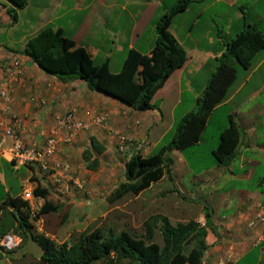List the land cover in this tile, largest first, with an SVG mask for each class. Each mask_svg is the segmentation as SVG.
<instances>
[{
  "label": "crops",
  "instance_id": "crops-1",
  "mask_svg": "<svg viewBox=\"0 0 264 264\" xmlns=\"http://www.w3.org/2000/svg\"><path fill=\"white\" fill-rule=\"evenodd\" d=\"M177 1L28 0L18 11V22L11 25L6 12L11 4L8 0H0V24L14 29L20 25L23 13L33 10L39 22L35 32L48 26L60 29L76 46L83 47L96 64L107 62L110 72L118 73L130 49L150 55L156 40V22ZM263 7L264 0H191L183 12L173 17L169 26L170 33L186 52V61L155 93L154 108L142 112L90 90L81 79L61 80L45 73L23 54L27 42L17 51L0 44V78L9 80L18 72V81L10 85V104L11 111L22 119L21 136L26 143H42L55 118L66 111H74L89 124L87 130L71 144L61 146L51 159L52 165L62 173L79 178L84 190L70 186L58 191L48 175L34 167L15 169L0 157V235L11 233L20 240L12 251L0 249V264H46L41 259L42 248L32 239L31 233L62 244L91 228L114 233L127 231L132 235L141 228V236L146 233L147 225H151L152 241L161 244L162 218H167L173 226L185 224L190 219L153 213L137 224L131 205L140 199L144 202L147 197L144 199V194H154L155 185L167 179L172 184L170 192L182 197V200L173 201L175 208L186 198H199L203 207L194 220L202 226L205 210L211 214L217 236H209L210 245L202 255V264H240L251 259L255 264H264V200L263 192L258 191L260 185L264 187V48L254 55L249 68L236 65V79L223 103L210 114L200 141L165 155L170 176L164 175L138 195L112 198L126 182L127 158L136 153L148 156L159 146L168 144L176 125L195 109L197 99L218 69L225 53V42L249 26L258 27L264 35ZM15 62L19 64L18 70ZM103 114L108 116L105 127L93 122L97 115ZM211 125L217 130L209 149L211 158L207 165L196 169L192 165L199 166L203 162L197 149L206 145L205 135ZM230 126L236 133L234 156L228 165H223L216 162L212 152L219 144L221 132ZM120 136L130 139L122 151L118 148ZM167 137L171 138L165 143ZM92 138L104 148L100 154L92 150ZM88 151L91 158L98 160L95 170L88 169L83 158ZM188 160L193 161L192 164ZM6 164L13 174L5 169ZM196 175L205 176L196 181ZM185 176L190 179V185L188 181L183 183ZM27 179H32L36 187L48 193L47 200L54 210L39 216V224L28 219L31 228L22 234L18 230V211L3 204L8 198H21V187ZM250 181L257 183H247ZM206 188L211 195L217 191L223 198L231 197L232 200L228 203L222 199L217 207L212 206L211 201L200 196ZM170 192L158 191L151 201L170 197ZM45 201L35 196L30 205L39 212ZM144 203L139 209L142 215L147 211Z\"/></svg>",
  "mask_w": 264,
  "mask_h": 264
},
{
  "label": "trees",
  "instance_id": "trees-1",
  "mask_svg": "<svg viewBox=\"0 0 264 264\" xmlns=\"http://www.w3.org/2000/svg\"><path fill=\"white\" fill-rule=\"evenodd\" d=\"M6 9L11 25L18 22V11L28 0H8ZM191 0H178L156 22V40L150 52L145 55L130 49L118 73H111L107 62L96 64L83 47L66 37L60 29L46 27L27 41L23 54L45 73L61 80L81 79L92 91L110 96L137 112L154 108L152 98L165 84L174 70L186 61V52L169 31L175 15L183 12ZM264 48V35L256 26H249L225 42V53L211 77L203 95L197 99L196 107L178 123L168 144L159 146L148 156L136 153L125 162L126 182L112 194L122 198L127 194L138 195L159 181L164 175L170 176L165 155L174 150H183L197 144L212 111L225 100L227 91L237 76V66L247 69L254 55ZM234 132V133H233ZM236 133L233 127L223 130L219 144L212 152L216 162L228 165L234 156ZM232 143L229 144V140ZM92 150L100 154L103 147L92 138ZM90 152L83 155L87 168L98 167L97 158ZM35 196L46 199L38 216L51 213L54 208L47 200L48 193L41 187L34 190ZM3 205L18 211L19 231L25 234L31 228L28 222V203L21 198H8ZM162 243L153 242L154 231L147 225L144 235H132L127 231L105 232L91 228L69 242L56 244L49 237L31 233L42 248V262L46 264H202V255L209 247V236H217L211 214L205 211V223L199 225L194 219L185 224L173 226L162 218L160 227Z\"/></svg>",
  "mask_w": 264,
  "mask_h": 264
},
{
  "label": "built area",
  "instance_id": "built-area-1",
  "mask_svg": "<svg viewBox=\"0 0 264 264\" xmlns=\"http://www.w3.org/2000/svg\"><path fill=\"white\" fill-rule=\"evenodd\" d=\"M18 70V62L14 63ZM18 81V72L11 79L0 78V157L9 161L17 169L19 166L36 168L41 174L48 175L58 191L70 186L84 190V183L69 173H62L55 168L51 159L57 154L61 146L71 144L77 136L88 129L89 124L80 119L74 111H66L55 118L49 134L42 143L28 144L22 136V119L11 111L12 83ZM93 122L105 127L108 124L107 114L97 115ZM130 141L129 138L119 137V150L122 151ZM36 184L32 179L24 181L21 187V199L28 203V219L36 224L41 222L38 211L33 209L30 202L34 199ZM203 226V224H202ZM20 240L17 236L6 233L0 235V249L12 251L18 247Z\"/></svg>",
  "mask_w": 264,
  "mask_h": 264
},
{
  "label": "rangeland",
  "instance_id": "rangeland-1",
  "mask_svg": "<svg viewBox=\"0 0 264 264\" xmlns=\"http://www.w3.org/2000/svg\"><path fill=\"white\" fill-rule=\"evenodd\" d=\"M218 7H221V6L218 5ZM261 12L264 14V7L261 8ZM38 23L39 22H37V20H36L35 13L32 10V11H26V13H23L22 21H21L20 25H18L14 29H10L9 26H3L0 24V30H2V31L5 30L4 33H0V44L3 45L4 47L10 46L14 49V51H17L18 49H20V47H22L24 45V43H26L28 40L33 38L37 33H39V32H35L38 25H39ZM6 30H8V31H6ZM216 131L217 130H216V127L214 125H211L208 128L206 135H205L206 140H207L206 145L197 149V153L202 158L203 162L201 164H199V166H196L193 163L195 165V166L192 165L194 168L196 167V169H198L197 167L200 168V167L208 164V161H209L208 158L210 157V155H209L210 150L209 149H210V146L212 144H214V135H216ZM170 138L167 137L165 139V143L170 141ZM188 162H190L192 164L193 161L188 160ZM4 166H5V169L9 173L13 174L11 167L9 165L6 164ZM181 167H184V165H181ZM21 172L19 173V175H21ZM204 176L205 175H199V176L196 175V176H194V180L200 181L204 178ZM188 177L190 179L193 178L190 175H188ZM188 177L185 176L183 183H186L188 181V185H190L191 181ZM247 183L255 184L257 182L250 181ZM171 185L172 184L167 179L163 183H160L159 185H155V187L152 191L154 194H150V193L144 194V199L147 196L146 199L144 200V202H146V203H144L142 201V199H140L131 205V209H133V212L135 214L134 219L136 220L137 224H139V222H141L142 220H144L145 218H147L149 215H151L153 213H164L170 217L187 218L190 220H193L197 215H199L198 212L203 207V203H201L199 201V198H192L193 200H191L190 198H186L185 201H183V204L179 208H175V206H173V201L176 199L182 200V197L175 195L173 192L172 193L170 192ZM187 189L190 190L189 188H187ZM158 191H164V193L170 192L171 196L167 197V198L166 197L162 198V199H160V201L157 200V201L152 202L151 199H153L155 197V195H156V193H158ZM258 191L263 192L262 198L264 200V187H263V185L259 186ZM183 195H185V194L183 193ZM200 196L202 198H205L207 201H211V205L216 206V207L219 205V203L221 202L222 199L224 201L225 200L228 201V203L232 200L231 197L230 198H223L222 194L217 192V191L214 192L213 195H211L208 193L207 188L201 192ZM143 203L146 205L147 211L145 212V214L142 215L140 213L139 209H141V205ZM141 232H142V229L138 228L137 230H135L134 233L136 235H139ZM17 263L18 262H14V264H17ZM240 264H255V260L251 259L250 262L244 261Z\"/></svg>",
  "mask_w": 264,
  "mask_h": 264
}]
</instances>
